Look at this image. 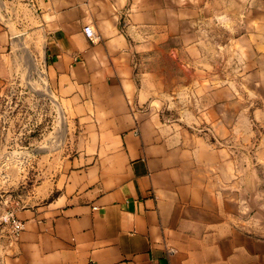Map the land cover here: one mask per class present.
I'll list each match as a JSON object with an SVG mask.
<instances>
[{
    "label": "crops",
    "instance_id": "obj_1",
    "mask_svg": "<svg viewBox=\"0 0 264 264\" xmlns=\"http://www.w3.org/2000/svg\"><path fill=\"white\" fill-rule=\"evenodd\" d=\"M181 13V0H0V63L21 55L23 35H44L70 153L54 202L13 207L18 237L0 221V264H264L261 228L235 191L239 162L166 109L183 87L164 62L189 34ZM25 23L30 32L10 29ZM192 72L211 84L208 69ZM229 96L222 82L202 113L228 117Z\"/></svg>",
    "mask_w": 264,
    "mask_h": 264
},
{
    "label": "rangeland",
    "instance_id": "obj_2",
    "mask_svg": "<svg viewBox=\"0 0 264 264\" xmlns=\"http://www.w3.org/2000/svg\"><path fill=\"white\" fill-rule=\"evenodd\" d=\"M181 10L190 35H183L179 52L176 41L175 59L166 55L164 62L183 87L176 94L178 105L166 109L180 111L184 129L224 147L231 162H239L243 183L235 191L244 193L247 223H257L261 231L254 234L264 238V166L261 174L255 172L259 149L264 151V0H181ZM11 26V31L32 30L28 23ZM20 42L21 55L0 63L1 215L15 206L54 202L70 158L68 120L41 62L45 37L23 35ZM171 48L167 43L164 51ZM195 67L208 69L209 86H195ZM222 82L230 94L223 120L217 118L221 112H214V118L202 113L204 108L216 109L212 99L207 100Z\"/></svg>",
    "mask_w": 264,
    "mask_h": 264
},
{
    "label": "built area",
    "instance_id": "obj_3",
    "mask_svg": "<svg viewBox=\"0 0 264 264\" xmlns=\"http://www.w3.org/2000/svg\"><path fill=\"white\" fill-rule=\"evenodd\" d=\"M84 32L88 39L91 41L96 40V35L91 26H86ZM0 221L3 225L9 227V235L13 238L18 237L23 230V223L15 216L14 211L12 210H9L6 214L2 215Z\"/></svg>",
    "mask_w": 264,
    "mask_h": 264
},
{
    "label": "bare ground",
    "instance_id": "obj_4",
    "mask_svg": "<svg viewBox=\"0 0 264 264\" xmlns=\"http://www.w3.org/2000/svg\"><path fill=\"white\" fill-rule=\"evenodd\" d=\"M31 70H32V69H31ZM47 92H49V90H48Z\"/></svg>",
    "mask_w": 264,
    "mask_h": 264
}]
</instances>
